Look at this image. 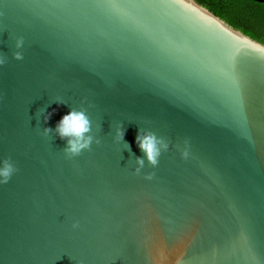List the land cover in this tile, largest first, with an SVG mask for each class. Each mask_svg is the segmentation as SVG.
I'll list each match as a JSON object with an SVG mask.
<instances>
[{
    "label": "water",
    "instance_id": "95a60500",
    "mask_svg": "<svg viewBox=\"0 0 264 264\" xmlns=\"http://www.w3.org/2000/svg\"><path fill=\"white\" fill-rule=\"evenodd\" d=\"M196 14L0 0V161L18 169L0 185V264H264V45ZM81 109L93 143L69 158L55 129ZM138 130L169 149L136 173Z\"/></svg>",
    "mask_w": 264,
    "mask_h": 264
},
{
    "label": "clouds",
    "instance_id": "9594fccd",
    "mask_svg": "<svg viewBox=\"0 0 264 264\" xmlns=\"http://www.w3.org/2000/svg\"><path fill=\"white\" fill-rule=\"evenodd\" d=\"M23 38H17L15 41V48L20 49L23 47ZM13 59L22 60L23 54L20 51H15L12 54ZM7 62L6 57L0 55V66H3ZM51 114H49L50 116ZM49 117H45L47 121ZM92 122L87 115L86 110H70L66 115H64L56 126V132L61 139H66V147L64 152L69 158L79 156L82 151L90 149L93 143V137L88 135L91 131ZM50 131L49 128L44 129L45 135ZM124 136V131L122 128H118L116 132V139L122 140ZM135 142L139 149L143 152L144 156L136 157V169L135 172L139 173L144 167L145 161L152 168H155L159 164V158L162 153L167 152L169 149L168 142L162 138L158 137L152 131H146L141 134L138 130ZM99 143V141H97ZM190 144L188 140L184 141V147L180 151L181 158H187L189 155ZM17 168L14 163L6 158L0 161V185L7 184L12 178L13 174L17 172ZM153 173H149L145 178L151 179Z\"/></svg>",
    "mask_w": 264,
    "mask_h": 264
},
{
    "label": "trees",
    "instance_id": "16d2710c",
    "mask_svg": "<svg viewBox=\"0 0 264 264\" xmlns=\"http://www.w3.org/2000/svg\"><path fill=\"white\" fill-rule=\"evenodd\" d=\"M232 28L264 45V0H194Z\"/></svg>",
    "mask_w": 264,
    "mask_h": 264
},
{
    "label": "bare ground",
    "instance_id": "6f19581e",
    "mask_svg": "<svg viewBox=\"0 0 264 264\" xmlns=\"http://www.w3.org/2000/svg\"><path fill=\"white\" fill-rule=\"evenodd\" d=\"M174 1L176 4L179 5V7H181L186 13H190L193 15H197L196 12L198 13L199 16H201L202 18H206L207 20H209L210 22L212 21L213 23H216V27H214V31H217L218 33L220 31H222L223 33L226 34L227 37H229V39H232L234 41V43H238L239 45H241L243 48L248 49V51L254 53V54H258V55H262V53H260V51H258V48L253 47L251 45H247L246 43H243L242 39L247 40L246 38H243L241 36V34L234 30V31H223L221 25L219 24L220 22L218 21V18L216 17H212V15L210 13H208V11L206 9H203L202 7L198 6L197 4H195L192 0H172ZM218 21V22H217ZM257 47H259L260 49H262V47L259 44H255Z\"/></svg>",
    "mask_w": 264,
    "mask_h": 264
},
{
    "label": "crops",
    "instance_id": "0c3cea01",
    "mask_svg": "<svg viewBox=\"0 0 264 264\" xmlns=\"http://www.w3.org/2000/svg\"><path fill=\"white\" fill-rule=\"evenodd\" d=\"M260 1V0H259ZM200 5V4H199Z\"/></svg>",
    "mask_w": 264,
    "mask_h": 264
}]
</instances>
